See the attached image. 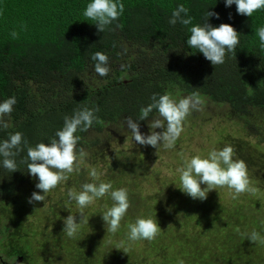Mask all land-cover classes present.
Listing matches in <instances>:
<instances>
[{
    "label": "trees",
    "instance_id": "1",
    "mask_svg": "<svg viewBox=\"0 0 264 264\" xmlns=\"http://www.w3.org/2000/svg\"><path fill=\"white\" fill-rule=\"evenodd\" d=\"M90 2L0 0V103L13 96L16 98L12 113L4 118L8 127H0V142L10 134L21 132L30 146L47 144L63 127L65 116H72L78 107H99L98 121L87 131L76 133L80 136L77 147L88 155L80 163L79 171L69 175L66 189L79 192L84 183L93 182L89 172L93 167L98 169L95 162L113 156L109 151L112 140L130 137L125 118L138 120L140 109L152 103L153 94H169L178 101L196 92L200 99L206 100L204 104L224 107L226 117H238L243 130L261 140L264 135V48L256 32L264 26V9L248 17L238 14L235 4L225 7V0H121L124 11L119 19L99 32L95 22L83 15ZM180 4L189 9L192 25L169 24L172 12ZM207 11L219 16V19L208 17L207 23L213 27L229 24L240 36L235 52L228 53L221 65L213 66L187 44L190 27L204 23ZM22 24L26 25L24 31L20 30ZM13 30L19 32L17 39L10 35ZM97 51L109 57L111 71L107 76L101 77L94 70L96 62L91 56ZM158 116L154 109L147 120L138 121L140 132L147 135L149 124ZM231 145L236 150L235 144ZM135 154L121 150L118 166L112 165L96 182L110 181L113 189H119L117 183L122 180L135 175L143 179L147 168L142 162L136 163ZM26 158L25 149L15 157L17 171L9 172L0 157V243L10 248V255L22 254V243L28 241L33 227L22 212H18L19 207H24V198L30 196L28 189L38 182L22 163ZM260 161L264 163V157ZM256 178L255 173L250 177L257 183ZM141 182L127 186L129 209L137 212L146 210L142 206L145 200L139 202L136 196L142 194ZM176 191L180 193V203L190 206L195 202L188 195L181 196L180 189ZM12 199H23V202L13 206ZM97 200L98 210L113 204L110 195ZM132 201H137L139 206L134 207ZM210 205L214 220L209 223L204 215L186 216L198 230L177 228L175 236L167 243L160 242V236L151 241L143 240L141 253L128 249L117 263L151 254L152 264H177L181 259L185 264H264V244L247 238L253 230L264 236V208L242 213L243 203L223 206L212 202ZM206 207L210 208L209 204ZM162 211L169 215L167 209ZM145 213H151L149 217H155L159 223L155 211L148 208ZM136 219L125 215L122 229ZM28 226L30 231H25ZM104 228L108 231V227L104 225ZM122 229L115 235H122ZM92 240L94 244L87 248L90 254L77 255L78 264H98L94 257L97 258L101 239L94 234ZM122 242L123 245L131 243L127 237ZM113 245L112 240L106 259L114 258L115 252L110 251ZM161 251L162 254L168 252V257L158 262Z\"/></svg>",
    "mask_w": 264,
    "mask_h": 264
},
{
    "label": "clouds",
    "instance_id": "2",
    "mask_svg": "<svg viewBox=\"0 0 264 264\" xmlns=\"http://www.w3.org/2000/svg\"><path fill=\"white\" fill-rule=\"evenodd\" d=\"M233 4L236 5L238 14L248 17H251L254 12L264 9V0H225V7ZM123 11L124 4L121 0H91L83 15L95 22L99 32H104L108 26L119 19ZM188 13L187 7L183 4L178 5L171 14L169 24L174 26L179 22L185 26L192 25L193 19ZM208 17L219 19L218 14L207 11L204 23L190 27V37L187 44L190 48L197 49L213 66L221 65L225 62L228 53L235 52L240 36L229 24L222 23L218 27H213L207 23ZM20 30H26V25H20ZM256 34L259 37L261 47L264 48V26L259 27ZM10 35L13 39H17L19 32L13 30ZM91 60L96 62L94 70L99 76H107L111 71L108 66L109 57L104 52H95L91 56ZM151 100L152 103L140 109L138 120H133L131 117L125 118L126 126L137 144L148 145L156 149L160 146L171 149L184 131L183 125L186 118L193 111H199L203 102L196 92L180 98L178 101L169 94H153ZM15 103L16 98L14 96L0 103V127H8L4 118L12 113ZM154 109L158 111L160 118L157 117L152 120L148 128L150 133L145 135L140 132L138 121L147 120ZM99 111V107L91 109L87 106L78 107L72 116L64 117L63 127L55 133V138H52L47 144L38 143L34 147L30 146L21 132L10 134L8 139L0 142L2 164L9 172L17 171L18 166L15 157L21 151L25 149L27 151V158L22 163L27 166L28 173L38 179L39 182L35 187L43 192V195L33 192L28 201L30 204L44 201L48 192L67 181L71 173L79 171L80 163L88 154L83 148L77 147L80 136L76 133L78 130L87 131L94 122H97L96 113ZM157 128L165 130L158 133L155 131ZM177 171L180 173L181 187L179 189L194 200H205L207 193L217 187L230 189L234 200L243 193L255 195L259 191L251 184L247 164L245 161L235 158V149L230 144L225 145L221 150L213 149L206 157L195 155L186 159L183 166ZM102 174L93 167L89 172L93 182L84 183L79 192L74 189L68 191L69 200L75 201L81 209L79 223L76 222L74 215L67 216L63 221L65 225L63 232L69 238H75L82 224L88 221V219L85 221L82 215L83 209L105 195H110L113 204L111 207L105 206L107 210L102 215V219L108 225L109 232L115 234L119 231L121 221L131 207L128 189L123 187L113 189V184L110 181L97 183L96 181ZM201 185H206V187L202 188ZM127 227L129 230L127 239L130 242L151 241L161 232L155 217L137 218L134 223H129ZM247 238L253 243L264 244V236L255 230ZM177 264H185V262L181 259L178 260Z\"/></svg>",
    "mask_w": 264,
    "mask_h": 264
},
{
    "label": "rangeland",
    "instance_id": "3",
    "mask_svg": "<svg viewBox=\"0 0 264 264\" xmlns=\"http://www.w3.org/2000/svg\"><path fill=\"white\" fill-rule=\"evenodd\" d=\"M201 100L202 102L206 101L205 99ZM237 119L226 117L224 115V107L207 102L205 104L202 103L199 111H193L186 118L183 125L184 131L171 149H165L163 146L156 149L148 145H139L132 138V135L114 139L109 147V151H112L113 156L99 159L95 162L98 170L103 173L100 178L106 175L112 165L117 164L118 166L119 152L121 150L128 151V153H136V158H134L136 163L142 162L146 165L145 177L142 179L139 175H135L117 183V186L119 188H127L128 185H133L142 180L140 184L142 194H137L136 196L140 199L138 200L139 202H142L141 199L145 200L142 202L143 209L146 208L147 210L149 208L157 213L158 226L161 229L158 236H160V242L163 243H167L169 238L175 236L177 228L192 231L198 230V226L194 225V222L186 220V216L192 213L198 214V216H207L208 223L214 220V216L211 213L212 205H210L212 202H219V205L223 206L243 203L241 205L242 213L261 210L264 208V163H261L260 160L264 157V135L258 141L256 137L249 135L243 130ZM164 130L155 129L158 133ZM231 143L236 146L235 158L243 160L247 164L249 178L254 173L258 175V178H256L258 184L252 179L250 181L252 186L258 187L260 191L255 195L247 192L243 193L238 199L234 200L230 189L217 187L207 193L205 200L193 199L195 202H191L190 206L180 203L178 197L180 193L176 191L181 187L180 173L177 169L182 167L185 160L190 159L192 156L200 155L206 157L213 149L221 150L225 145H231ZM126 163L128 166H132L128 161ZM91 179L93 180V178ZM37 183H33L32 189H28L30 196L23 197L25 200L23 209L21 208L22 206L19 207L23 199L20 201L11 200L13 206L18 202L19 206H16L19 207L18 212H22L27 222L33 226L31 236H28V241L22 243V248L26 249L32 258L28 261V264H78L77 255L84 252L86 255L90 254L87 248L94 244L95 241L92 240L94 234H98L101 239L96 250L97 258L94 257L98 264H152L154 262L153 255L146 254L141 255L139 260L130 259L123 263H117V261L123 259L119 257L121 254L125 255L124 251L130 249L141 253L145 244L142 240L139 243L136 241L123 245L122 240L127 237L128 228L126 226L125 229H122V222L120 227V230L122 229L123 231L122 235H115L107 231L104 225L106 227L108 225L102 219V215L107 209L98 210V200L83 209L82 215L85 221L87 219L88 221L82 224L75 238H69L63 232L65 227L63 221L67 216L74 215L76 222L79 223L81 209L75 201L69 200L67 195L69 190L66 189V181L48 192L44 201L30 204L28 201L33 192L43 195V192L35 187ZM69 185L73 186V183ZM201 187L204 188L206 185H201ZM21 193H24V191ZM181 196L186 197L187 194L182 193ZM132 202L134 207L139 206L137 201ZM177 202L179 204L175 206L174 204ZM207 204H209L210 208L206 207ZM162 209H167L169 215L166 211L163 212ZM145 211L137 212L136 209H129L126 216L129 218L149 217L151 213L148 214ZM262 214L264 215V212ZM237 223L246 224L242 221ZM207 226L209 225L204 227ZM26 230L30 231V227L25 228ZM103 232H107V234L104 235ZM210 233L212 232L210 231ZM112 240L114 245L110 251L112 253L115 252V255L114 258L112 256L106 259V253L112 245ZM9 251V248H5L0 243V253L9 254ZM169 254L171 253L169 252ZM159 255L158 262L168 257V252L162 254L161 251ZM79 264L83 263L79 262Z\"/></svg>",
    "mask_w": 264,
    "mask_h": 264
},
{
    "label": "flooded vegetation",
    "instance_id": "4",
    "mask_svg": "<svg viewBox=\"0 0 264 264\" xmlns=\"http://www.w3.org/2000/svg\"><path fill=\"white\" fill-rule=\"evenodd\" d=\"M18 259H19V264H28V261L31 260L32 258L28 253V251H26V249H22V254L18 252L12 255L3 254V253L0 254V264H16Z\"/></svg>",
    "mask_w": 264,
    "mask_h": 264
},
{
    "label": "water",
    "instance_id": "5",
    "mask_svg": "<svg viewBox=\"0 0 264 264\" xmlns=\"http://www.w3.org/2000/svg\"><path fill=\"white\" fill-rule=\"evenodd\" d=\"M16 264H19V259L17 260Z\"/></svg>",
    "mask_w": 264,
    "mask_h": 264
}]
</instances>
